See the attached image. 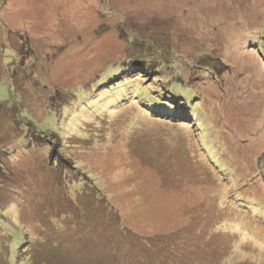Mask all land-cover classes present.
Segmentation results:
<instances>
[{"label":"rangeland","instance_id":"374dc122","mask_svg":"<svg viewBox=\"0 0 264 264\" xmlns=\"http://www.w3.org/2000/svg\"><path fill=\"white\" fill-rule=\"evenodd\" d=\"M0 264H264V0H0Z\"/></svg>","mask_w":264,"mask_h":264},{"label":"trees","instance_id":"16d2710c","mask_svg":"<svg viewBox=\"0 0 264 264\" xmlns=\"http://www.w3.org/2000/svg\"><path fill=\"white\" fill-rule=\"evenodd\" d=\"M118 76V75H117ZM155 109H156V106H155ZM174 112H176V110L175 109H173V107H171V109H169V110H167V112H163L164 114H168L169 116L171 115V114H173ZM177 113V112H176ZM43 126H46V125H43ZM36 129L38 130V127L36 126ZM35 129V130H36ZM41 131H43V127H41V129L40 130H38V131H36L35 133L37 134V133H39V132H41ZM63 159H65L66 161H68L67 160V158H65V157H62ZM22 241H18L17 243H16V246H18L20 243H21ZM24 246V245H23Z\"/></svg>","mask_w":264,"mask_h":264}]
</instances>
